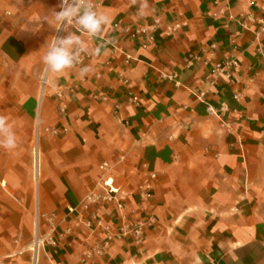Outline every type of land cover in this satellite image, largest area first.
<instances>
[{
    "label": "crops",
    "instance_id": "crops-1",
    "mask_svg": "<svg viewBox=\"0 0 264 264\" xmlns=\"http://www.w3.org/2000/svg\"><path fill=\"white\" fill-rule=\"evenodd\" d=\"M59 2L0 0V116L17 139L0 147V262L264 264V0H147L143 16L92 0L110 23L77 33L89 51L49 73ZM103 164L121 207L82 203ZM35 213L56 243L30 255ZM139 221L136 243L120 226Z\"/></svg>",
    "mask_w": 264,
    "mask_h": 264
},
{
    "label": "clouds",
    "instance_id": "clouds-1",
    "mask_svg": "<svg viewBox=\"0 0 264 264\" xmlns=\"http://www.w3.org/2000/svg\"><path fill=\"white\" fill-rule=\"evenodd\" d=\"M133 3L137 5V14L143 16L148 7L147 0H133ZM59 9L51 11V18L56 25V35L47 45L42 57L46 72L49 73H63L75 68L81 62V55L89 51L87 42L77 33L94 38L110 23L107 15L95 9L92 0H60ZM44 22L49 23L47 17L29 20L21 31L25 34H35ZM88 71L87 66L80 68L81 74ZM16 143L12 125L6 117L0 116V147L13 149Z\"/></svg>",
    "mask_w": 264,
    "mask_h": 264
},
{
    "label": "built area",
    "instance_id": "built-area-1",
    "mask_svg": "<svg viewBox=\"0 0 264 264\" xmlns=\"http://www.w3.org/2000/svg\"><path fill=\"white\" fill-rule=\"evenodd\" d=\"M260 31H264V21H262V27ZM149 28L147 27H139L137 29L134 30V32L132 33V37H136L138 35H149ZM149 39H151L152 37L149 36ZM237 64V62L234 59L231 60H227V61H222L221 63H218L215 68L213 69V72H217L220 71L224 68H228L230 66H235ZM206 91H203L200 96H204ZM136 100V98H134V101ZM208 109H211L208 106ZM55 133V131H53ZM101 169L103 170V176H105L104 178H101L100 184H101V189L99 191H91L88 195H86V197L84 198V200L82 201L84 206H88V205H93V204H97L99 202H104V203H109V202H116L118 203V205L121 207L123 205V201L125 200V195L124 193H121L120 189L116 186H114L113 184V178L109 175H107L106 173L108 172V170L110 169V167L107 164H103L101 166ZM147 195V194H146ZM71 211L73 209H70ZM40 214L37 213L36 215V220H35V225H36V232L34 235V239L32 240L31 243V250L34 254H37L40 246L44 243V241H49L52 244H55V240L53 239V237L51 235H48L47 237H41L39 235L38 232V224H39V219H40ZM101 221H99L100 226H102V224L100 223ZM52 226V224H51ZM55 228L56 226H52L50 227V234L55 232ZM144 228H145V223L142 221H139L137 223H134L132 225H128V224H123L120 226V232L125 233V234H131L134 238V241L136 243H141L144 237ZM104 229L106 230V240L104 241V247L108 246L110 244V241L112 239V233L109 230V226L104 225ZM39 238V242L36 244L34 243L35 240H37ZM101 248H95L94 250H90L88 252V256H91L94 252H100ZM0 264H3L0 262Z\"/></svg>",
    "mask_w": 264,
    "mask_h": 264
},
{
    "label": "rangeland",
    "instance_id": "rangeland-1",
    "mask_svg": "<svg viewBox=\"0 0 264 264\" xmlns=\"http://www.w3.org/2000/svg\"><path fill=\"white\" fill-rule=\"evenodd\" d=\"M36 215H37V213H35V215H34V216H35V218H36ZM30 246H31V244H30ZM28 251H29L30 255L34 254V253L32 252V250H31V248H29V250H28Z\"/></svg>",
    "mask_w": 264,
    "mask_h": 264
},
{
    "label": "bare ground",
    "instance_id": "bare-ground-1",
    "mask_svg": "<svg viewBox=\"0 0 264 264\" xmlns=\"http://www.w3.org/2000/svg\"><path fill=\"white\" fill-rule=\"evenodd\" d=\"M38 240H39V238H38L37 240H35V241H34V243H36V244H37V243L39 242Z\"/></svg>",
    "mask_w": 264,
    "mask_h": 264
}]
</instances>
